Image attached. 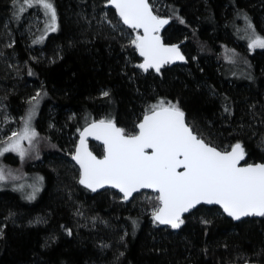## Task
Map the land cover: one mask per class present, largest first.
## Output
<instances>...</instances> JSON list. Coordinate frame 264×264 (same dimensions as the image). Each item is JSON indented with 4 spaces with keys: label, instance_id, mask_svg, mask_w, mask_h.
<instances>
[{
    "label": "trees",
    "instance_id": "1",
    "mask_svg": "<svg viewBox=\"0 0 264 264\" xmlns=\"http://www.w3.org/2000/svg\"><path fill=\"white\" fill-rule=\"evenodd\" d=\"M149 1L171 19L163 37L184 43L186 64L159 73L137 67V31L107 0H52L58 30L33 45L22 22L30 10L0 0V56L13 62L0 60V106L23 118L28 98L40 93L41 102L30 159L13 172L19 159L6 153L3 168L16 180L28 172L44 180L33 201L0 189V264H264V217L234 221L200 205L173 229L153 220L157 193L126 202L114 189L79 183L67 153L81 129L111 119L136 133L161 99L178 102L206 142L221 150L239 142L248 162H264V48L249 47L254 35L264 37V0ZM90 146L103 155L101 145Z\"/></svg>",
    "mask_w": 264,
    "mask_h": 264
},
{
    "label": "snow or ice",
    "instance_id": "2",
    "mask_svg": "<svg viewBox=\"0 0 264 264\" xmlns=\"http://www.w3.org/2000/svg\"><path fill=\"white\" fill-rule=\"evenodd\" d=\"M107 3L116 9L124 25L143 30L131 40L143 57V63L137 67L159 73L164 65L185 60L178 45L166 46L162 42L159 33L169 19L156 14L149 0H107ZM13 4L19 5L20 12L26 10L25 5L42 8L49 18L46 29L57 30V13L52 0H13ZM249 47L264 48V38L254 35ZM39 97L37 93L28 102L31 107L20 131L12 132L7 140H0V156L15 152L23 159L26 155L22 142L26 140L31 145L38 136L31 121ZM136 127V133H126L113 120L101 119L80 131L72 159L79 165L81 185L93 192L109 185L119 189L124 200L141 189H152L157 193L153 220L173 229L184 223L185 213L201 204L219 205L237 221L243 217H264V163L240 166V161L245 159L241 143L231 145L230 150L218 149L194 133L178 102L164 99L150 105ZM88 137L102 142L103 158L89 151ZM8 178L18 177L12 176L10 171L6 175L0 166V181Z\"/></svg>",
    "mask_w": 264,
    "mask_h": 264
},
{
    "label": "rangeland",
    "instance_id": "3",
    "mask_svg": "<svg viewBox=\"0 0 264 264\" xmlns=\"http://www.w3.org/2000/svg\"><path fill=\"white\" fill-rule=\"evenodd\" d=\"M21 2H22V0H21ZM54 7H55V5H54ZM18 9H19V5H18ZM25 9L30 10V11L28 13H26L22 19L23 28H24L23 33L30 40L31 45L43 43L46 40L47 36L50 33H53V31H49L46 29V24L49 22L48 16H46L44 13V10L38 6L29 8L25 5ZM56 13H57V11H56ZM57 24H58V16H57ZM57 30H58V28H57ZM56 31H54V32H56ZM137 34H138V32H137ZM10 35H11V33H10ZM261 38H264V37H261ZM0 60L3 61V63H2L3 65L7 64L10 68L13 67V62L11 61L12 60L11 57H7L5 55L4 56L2 55V56H0ZM32 98L33 97L28 98V101H30ZM40 104H41V102L39 99V103L35 108V114H34L32 121H31V125L34 129H35V120H36L37 115H38V109H39ZM30 107H31V105H30ZM0 111H1L0 112V140H7L8 136H10L12 134V132L20 131V129L23 127V120L26 116L23 118L21 116H19L18 118H15L3 106H0ZM20 120L22 121L21 123H19ZM78 135H79V133H78ZM78 135L76 138L77 140H78ZM22 143H23V147L25 149H27V151H26L27 158L30 159V156H29L30 151H28L29 150L28 149L29 143L26 140L23 141ZM0 146H2V145H0ZM74 151H75V148H74V150H72V149L69 150V152L67 154L72 156ZM7 153H9V152H7ZM11 153H14L17 156V158L19 159L18 165H15V164L11 165V166H13V169H14L13 172H16V171L21 169V167L23 166L24 162L27 161V159L25 160V156L23 159H21L20 156L15 152H11ZM1 157L2 156H0V166L3 167L4 162L1 159ZM27 163H26V165H27ZM22 171H23V168H22ZM24 171H25V169H24ZM5 174L7 175V172H5ZM43 186H44L43 177L40 174H30L29 172L25 173V174L23 173V176H21L18 180L8 178L5 181H0V189L5 188V187L13 188L16 191L20 192L27 200H30V201L35 200L39 196L40 192L43 189ZM29 196H34V198L29 199L28 198Z\"/></svg>",
    "mask_w": 264,
    "mask_h": 264
},
{
    "label": "water",
    "instance_id": "4",
    "mask_svg": "<svg viewBox=\"0 0 264 264\" xmlns=\"http://www.w3.org/2000/svg\"><path fill=\"white\" fill-rule=\"evenodd\" d=\"M149 3H150V1H149ZM151 4V3H150ZM107 7L108 8H112V9H114L115 10V12H116V14H117V16H118V18L120 19V17H119V15H118V13H117V11H116V9L112 6V5H110V4H108L107 3ZM154 10V9H153ZM155 12V11H154ZM156 13V12H155ZM157 14V13H156ZM160 17H162V18H166V19H169V23L167 24V25H165L161 30H160V33H159V35L161 36V39H162V42L166 45V46H171V45H178L179 46V48H180V51H181V53H182V55L185 57V60L184 61H180V60H177V61H175V62H173V63H169V64H166V65H164L163 67H165V66H173V65H177V64H186L187 63V56H186V54H185V52H184V50H183V42H177V43H168V42H166L165 41V39H164V37H163V32H164V30L170 25V23H171V19L170 18H168V17H164V16H160ZM121 23L123 24V22L121 21ZM124 25V24H123ZM125 27H127V28H129L127 25H124ZM131 29V28H130ZM137 32H138V34H142V32H143V30L142 29H140V30H136ZM137 51V50H136ZM137 54H138V56L140 57V59H141V63H143V57H141L140 55H139V52L137 51ZM162 67V68H163ZM161 68V69H162ZM149 70H154V69H149ZM148 70V71H149ZM155 71V70H154ZM144 116V115H143ZM142 119H143V117L141 118V120L139 121V122H141L142 121ZM99 120H101V119H97V120H94V121H99ZM185 120H186V123L190 126V124L188 123V121H187V118H186V115H185ZM93 122V121H92ZM92 122H90V123H92ZM138 122V123H139ZM90 123H88V124H90ZM87 124V125H88ZM115 124H116V126L117 127H120L116 122H115ZM86 125V126H87ZM138 125V124H137ZM86 126H84L82 129H81V131L86 127ZM191 127V126H190ZM192 128V127H191ZM137 131H138V128H137ZM136 131V132H137ZM194 131V130H193ZM194 133L195 134H197L195 131H194ZM198 135V134H197ZM79 139H80V132H79V135H78V140H77V144H76V147H77V145L79 144ZM91 142H96V143H98L99 145H101L102 147H103V144H102V142L101 141H97V140H95L94 138H92V137H88L87 138V145H88V149H89V151H91L92 153H93V155H95V156H97V158H103V155H104V151H103V155H101V156H99V155H97L93 150H92V148H91V146H90V143ZM212 145V144H211ZM214 146V145H213ZM76 147H75V149H76ZM216 147V146H215ZM218 148V147H217ZM218 149H220V148H218ZM221 150V149H220ZM228 150H230V149H228ZM149 151H151V150H149ZM75 154V151H74V153H73V155ZM72 155V156H73ZM73 162L75 163V165L78 167V169H79V178H80V168H79V165L75 162V160H73ZM262 163H264V162H248V160H247V158H246V154H245V159L244 160H242V161H240V166H247L248 164H253V165H255V164H262ZM181 171H182V169H180ZM82 186H84V185H82ZM85 187V186H84ZM85 188H87V187H85ZM108 188H111V189H114L115 191H117L118 193H120L122 196H123V193H121L120 191H119V189H116V188H113V187H111V186H109V185H105L103 188H98L95 192H99V191H101V190H104V189H108ZM87 189H89V188H87ZM90 191H92L91 189H89ZM143 191H150V192H154V193H156L155 191H153L152 189H141L139 192H136V193H133V195H132V197H130L128 200H125L126 202H129L130 200H132L133 199V197L136 195V194H138V193H141V192H143ZM93 192V191H92ZM201 205H207V204H201ZM198 206H200V205H198ZM197 206V207H198ZM207 206H218L219 208H221L222 209V207H220L219 205H207ZM196 207V208H197ZM196 208H194V209H192L190 212H188V213H185L184 215H183V219H184V217L187 215V214H189V213H191L192 211H194ZM222 211H223V209H222ZM223 213H224V211H223ZM227 217H229L226 213H224ZM252 217H256V218H261V217H258V216H250V217H243V218H241V220L242 219H245V218H252ZM230 219H232L231 217H229ZM232 220H234V219H232ZM234 221H237V220H234ZM240 221V220H239ZM162 226H165V227H171V226H169V225H162Z\"/></svg>",
    "mask_w": 264,
    "mask_h": 264
},
{
    "label": "bare ground",
    "instance_id": "5",
    "mask_svg": "<svg viewBox=\"0 0 264 264\" xmlns=\"http://www.w3.org/2000/svg\"><path fill=\"white\" fill-rule=\"evenodd\" d=\"M184 44V43H183ZM86 126V125H85Z\"/></svg>",
    "mask_w": 264,
    "mask_h": 264
}]
</instances>
